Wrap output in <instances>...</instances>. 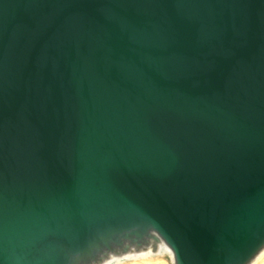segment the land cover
I'll use <instances>...</instances> for the list:
<instances>
[{
  "label": "water",
  "instance_id": "obj_1",
  "mask_svg": "<svg viewBox=\"0 0 264 264\" xmlns=\"http://www.w3.org/2000/svg\"><path fill=\"white\" fill-rule=\"evenodd\" d=\"M160 241L264 247V0H0V264Z\"/></svg>",
  "mask_w": 264,
  "mask_h": 264
},
{
  "label": "bare ground",
  "instance_id": "obj_2",
  "mask_svg": "<svg viewBox=\"0 0 264 264\" xmlns=\"http://www.w3.org/2000/svg\"><path fill=\"white\" fill-rule=\"evenodd\" d=\"M168 254L173 264V254L171 249L160 241L155 250L150 246L139 250H130L122 254H111L98 264H120L123 262L134 261L132 264H158L156 260H140L149 258L153 255ZM248 264H264V247L252 258Z\"/></svg>",
  "mask_w": 264,
  "mask_h": 264
},
{
  "label": "rangeland",
  "instance_id": "obj_3",
  "mask_svg": "<svg viewBox=\"0 0 264 264\" xmlns=\"http://www.w3.org/2000/svg\"><path fill=\"white\" fill-rule=\"evenodd\" d=\"M156 260L158 264H172L171 262V257L168 254H161V255H153L149 258L145 259H140V260ZM134 261H128V262H123L120 264H132Z\"/></svg>",
  "mask_w": 264,
  "mask_h": 264
}]
</instances>
